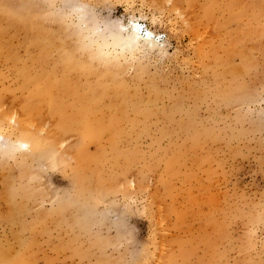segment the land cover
Here are the masks:
<instances>
[{"label": "rangeland", "instance_id": "rangeland-1", "mask_svg": "<svg viewBox=\"0 0 264 264\" xmlns=\"http://www.w3.org/2000/svg\"><path fill=\"white\" fill-rule=\"evenodd\" d=\"M96 3L154 47L94 63L0 0V123L39 142L0 162V264H264V0Z\"/></svg>", "mask_w": 264, "mask_h": 264}, {"label": "clouds", "instance_id": "clouds-1", "mask_svg": "<svg viewBox=\"0 0 264 264\" xmlns=\"http://www.w3.org/2000/svg\"><path fill=\"white\" fill-rule=\"evenodd\" d=\"M98 7L96 0H43V19L62 24L75 37L78 51L101 65L116 63L120 57L136 58L145 45L154 47L155 34L142 24L131 17L127 23L122 19H112L109 8H105L108 15H104ZM9 124L15 127V116ZM24 135L0 123V162H15L22 154H31L39 149V142L25 139ZM59 163L58 153L52 151L38 169L54 172Z\"/></svg>", "mask_w": 264, "mask_h": 264}, {"label": "bare ground", "instance_id": "bare-ground-1", "mask_svg": "<svg viewBox=\"0 0 264 264\" xmlns=\"http://www.w3.org/2000/svg\"><path fill=\"white\" fill-rule=\"evenodd\" d=\"M21 17V16H20ZM154 45H155V43H154ZM88 101H90V100H88ZM93 101V100H92ZM78 102V104L80 105V107L82 108V109H84V111H83V116L84 115H86V114H84V112L86 111V113L87 112H89L90 111V105L88 104V103H85V102H87V100H78L77 101ZM86 104H88L87 105V107H86ZM82 114V113H81ZM76 117L74 116V120H76L75 119ZM71 119V118H70ZM72 119V120H73ZM72 120H69V122L70 121H72ZM78 121V120H77ZM88 121V120H87ZM80 122V121H79ZM86 122V121H85ZM71 123V122H70ZM72 123H76V121L75 122H73L72 121ZM89 123V122H88ZM71 125V124H70ZM83 130H85L84 132H85V134L87 133V134H92V136H90V137H88V136H86V135H84V140H93V139H95L96 137H97V135H99L98 133H97V131H95V132H92L93 130H91L87 125H83ZM93 129V128H92ZM113 130V129H112ZM97 133V134H96ZM87 138H89V139H87ZM84 144H83V147H81L80 149H79V151L81 152V153H84ZM37 158H39V156H37ZM85 185H86V183H85Z\"/></svg>", "mask_w": 264, "mask_h": 264}]
</instances>
